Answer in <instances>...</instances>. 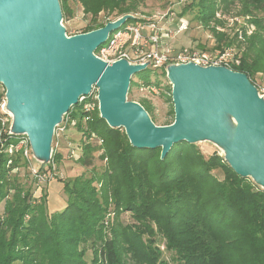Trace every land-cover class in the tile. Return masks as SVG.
Returning a JSON list of instances; mask_svg holds the SVG:
<instances>
[{
    "label": "trees",
    "instance_id": "1",
    "mask_svg": "<svg viewBox=\"0 0 264 264\" xmlns=\"http://www.w3.org/2000/svg\"><path fill=\"white\" fill-rule=\"evenodd\" d=\"M72 1L91 19L102 10L115 11L117 16L132 13L141 2ZM67 2L60 0L63 17L73 12ZM181 7L177 16L195 8V18L203 27L219 11L252 16L250 24L255 31L249 35L243 32L241 38L232 35L223 39L222 33L210 31L223 41L221 50L242 41L234 70L247 74L251 81L256 72H264V0H187ZM139 20L129 18L115 30ZM104 23L86 25L82 32ZM142 84L159 83L146 78ZM168 101L173 107L170 85ZM87 124L88 131L103 138V170L91 176L57 179L67 196L59 211L47 214L46 194L45 200L32 205L29 189L4 205L0 264H155L157 238L164 240L175 264H264V190L236 174L217 151L205 158L196 144L182 140L160 158V148L132 146L122 128H111L98 114ZM18 136L10 134L6 143H16ZM96 149L84 143L78 158L81 164H91ZM61 158V153H54L49 168ZM19 161V153L9 154L0 148V201L4 204L11 182H17L10 172ZM215 169L221 170V178L213 173ZM31 211L38 217L35 214L26 220ZM120 211L129 212L134 222L119 223L116 217ZM106 213L113 215L112 221L105 223ZM88 249L90 261L85 258Z\"/></svg>",
    "mask_w": 264,
    "mask_h": 264
},
{
    "label": "water",
    "instance_id": "2",
    "mask_svg": "<svg viewBox=\"0 0 264 264\" xmlns=\"http://www.w3.org/2000/svg\"><path fill=\"white\" fill-rule=\"evenodd\" d=\"M129 18L140 19L125 13L68 36L60 0H0V83L9 134L26 135L31 156L46 166L55 127L95 85L99 116L122 128L132 146L160 148L163 158L176 142H209L236 174L264 190V95L247 74L224 65L169 62L173 120L156 125L140 102L126 97L132 76L151 61L107 64L95 54Z\"/></svg>",
    "mask_w": 264,
    "mask_h": 264
},
{
    "label": "rangeland",
    "instance_id": "3",
    "mask_svg": "<svg viewBox=\"0 0 264 264\" xmlns=\"http://www.w3.org/2000/svg\"><path fill=\"white\" fill-rule=\"evenodd\" d=\"M67 4L73 11L72 15H67L63 17L62 20L68 36L81 33L86 25L107 22L119 17L115 11L110 13L108 10H102L98 12L94 19H91L90 15L83 14L82 7L78 2L68 0ZM168 7H172L177 15H180L179 13L182 11L181 5L179 6L176 4L175 0H141V2L136 4V8L133 10L132 14L137 15L140 18H142V16L149 17L158 11L166 10ZM235 13H237V11H235ZM235 13L234 16H231L232 14H223L220 13V11L216 12L214 17L208 21V24L203 27L195 18L196 9H186L183 13L184 16H178V18L181 17L189 22L188 29L181 33H175L172 37L166 38L164 42L166 43V46L172 48V50H177L181 46H192L199 50L211 53L218 52L223 46V41H219L214 37L210 29L222 33L223 39L226 36L232 35H238L241 38L243 32H245L246 35H249L251 32L255 31L254 27L250 24V21L253 19L252 16L237 15ZM132 23L135 22L133 21ZM239 41L240 43L235 42L231 47H227L232 50V53H234L237 58H239L243 49V46L241 45L242 41ZM164 72V67L154 68L151 65H148L144 70L132 76V84L126 95L128 100L142 102L141 104L147 107V111L156 125L168 124L173 119V107L171 106V102L168 101V87L170 83ZM260 73L264 74V72H256L254 78L259 85H263L264 77L263 75H260ZM146 78L159 83L157 85L152 84V86L155 87L156 92H148L144 88H140L142 87L140 83ZM75 113L78 114V111H75ZM91 132L88 131V129L82 130L80 124H78V127H68L64 134H61L58 138L53 137L51 159L53 154L57 152L61 153L62 158L58 164H52V168H49L50 164H47L46 166H40L37 164L31 156V153H29V160L26 162L20 158L18 166L13 168L10 172L12 176L17 178V182H11L12 188L8 192L7 198H5L6 203L4 204L3 200L0 201V219H2V217L4 219L5 217L6 211L3 209V206L13 203L15 195L19 194L20 191L23 193V189H29V191H31V195L28 196V201H30L32 205L38 199L39 202L45 200L46 194L45 205L47 214H50L62 209L67 197L62 181L57 179H73L81 174L91 176L93 173H100L106 162V158H100V155L103 153V148H101L103 138L98 135L102 138L101 143H98V141L94 139L88 141L87 138ZM84 134H86L85 138ZM84 143L97 146V149L93 151L91 164L88 165H83L78 160L82 154V146ZM196 145L199 147L205 158H207L213 151H217L219 155H222L223 153L222 149L209 142H198ZM32 169H39L42 172L47 171V173H50L53 176V179H49L46 182H38L32 175ZM213 173L219 178L222 177V172L219 169L213 170ZM28 213L29 215L26 220H29V217H32L35 214H37L38 217L37 212L31 211ZM112 215L113 213L105 214V223L108 219L112 221ZM116 218L121 224H132L134 222L132 216L126 211H120L117 213ZM107 232L109 233L108 230ZM154 246L156 247L155 249H157L158 254L155 264L176 263L172 252L166 249L163 239L157 238ZM91 256V251L88 249L85 258L90 261ZM16 263L20 264L19 262Z\"/></svg>",
    "mask_w": 264,
    "mask_h": 264
},
{
    "label": "built area",
    "instance_id": "4",
    "mask_svg": "<svg viewBox=\"0 0 264 264\" xmlns=\"http://www.w3.org/2000/svg\"><path fill=\"white\" fill-rule=\"evenodd\" d=\"M186 1L175 0L178 5ZM188 27L189 22L181 17L178 18L173 8L168 7L166 10L158 11L149 17L142 16L141 20L135 23H127L122 28L110 32L107 39L98 45L95 54L107 64H111L120 58H125L131 63H144L150 60V65L154 68H163L169 62L188 61H195L203 66L208 64L224 65L231 69H233V65L239 64V58L227 47L211 53L192 46H181L177 50H172L166 46L164 42L166 38L172 37L175 33L184 32ZM260 75L264 77V74L260 73ZM253 80L250 81L257 87L259 94L264 95V84L259 85L255 78ZM140 85L142 86L140 88H144L148 92H156L155 87L150 84L140 83ZM4 93L5 88L0 83V148L9 154L19 153L20 158L26 162L29 160L30 153L26 135H19L16 143H6L10 137L8 130L10 116L4 109ZM97 93L98 89L94 85L88 94L78 98L77 104L72 106L63 116L62 123L55 127L54 137L58 138L64 134L68 127H78V124L82 130L88 129L87 123L92 120L95 114L99 115ZM75 111H78V114ZM85 136L86 134H84V138ZM92 139L97 140L98 143L102 142V138L93 132L89 134L87 140L91 141ZM32 175L38 182L53 179L50 173L42 172L39 169H32Z\"/></svg>",
    "mask_w": 264,
    "mask_h": 264
}]
</instances>
